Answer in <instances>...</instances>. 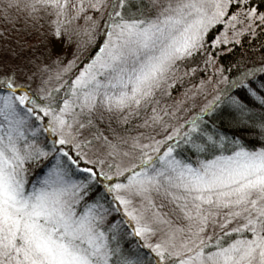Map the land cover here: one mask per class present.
Wrapping results in <instances>:
<instances>
[{"label": "snow or ice", "instance_id": "obj_1", "mask_svg": "<svg viewBox=\"0 0 264 264\" xmlns=\"http://www.w3.org/2000/svg\"><path fill=\"white\" fill-rule=\"evenodd\" d=\"M13 10L50 14L53 39L0 55V264H264V51L226 68L227 35L207 38L256 36L264 0H0Z\"/></svg>", "mask_w": 264, "mask_h": 264}, {"label": "trees", "instance_id": "obj_2", "mask_svg": "<svg viewBox=\"0 0 264 264\" xmlns=\"http://www.w3.org/2000/svg\"><path fill=\"white\" fill-rule=\"evenodd\" d=\"M237 10H238V6L235 4H232L230 5L227 15ZM21 13L23 14V12ZM43 13H44L43 16H42V12H39L36 14V18L38 17L39 19H33V20L31 19L30 21L26 22L23 20H18L17 19L18 17L15 14V12L12 11V16L15 17V20H12V22L7 23V24L3 23L5 21L3 20V17L0 16V18L2 19V21L0 20V32H4L11 36L13 35H20V36L23 35L24 36L25 35V36L31 37L32 35H35V36L40 37L42 43L43 42L46 43L47 41H50L53 39L50 36L51 25L49 23V21L52 19V16L45 11H43ZM24 15L26 14L24 13ZM38 15H41V18ZM240 18L244 19V24L247 23L246 18L244 17L243 11H240ZM225 21L227 20L225 19ZM234 24H235L236 31H238L240 27L242 28L244 26L237 21H234ZM256 24L259 25V21H256ZM7 26L11 28H8ZM13 28L18 30L17 31L18 34H14ZM225 30L226 29L224 28L223 23H217L214 27L210 29L209 33L207 34V38L209 39L215 38L221 32H226ZM256 33H257L256 36L253 37L247 32H240L238 36V39L240 40L239 44H236L234 43V41H231L227 45H223V44L219 45L217 49L219 53L217 65L223 64L227 68L230 62L238 61L242 56L244 57L249 56L252 53L253 49L256 50L255 59L259 61L260 53L264 51V49H262L261 47L262 45H264V25H259L256 29ZM221 38H224V36H221ZM14 41H17V39H15ZM24 41H25L24 39H21L18 42L19 43L18 46L21 51H25L24 48L28 46V44ZM74 42H77L76 37H73V42L71 45L72 49L75 46ZM37 43L38 41L35 40L34 44H37ZM69 46L70 45L63 44V42H57L56 50H61L63 47L65 48ZM226 49H230V51ZM26 56H28V53L26 54ZM208 71H209V74H211L212 70L209 69ZM204 77H205L204 68L203 66H201L200 69H198V72L194 76H185L182 82L177 81L176 85L174 86L172 90L171 96L166 98V104L173 105L177 99H183L182 93L185 90H188L189 95L192 92L196 91L195 85L198 84L200 82V79ZM196 99H197V103L202 101L199 97H197ZM194 110L195 109H193L192 111ZM190 114H191V110H190Z\"/></svg>", "mask_w": 264, "mask_h": 264}, {"label": "rangeland", "instance_id": "obj_3", "mask_svg": "<svg viewBox=\"0 0 264 264\" xmlns=\"http://www.w3.org/2000/svg\"><path fill=\"white\" fill-rule=\"evenodd\" d=\"M75 2H76V0H68V10H69V12L72 10V4L75 3ZM13 11L17 15V17H18L17 19L18 20H23V21H26V22L31 20V18H27L26 19V15H24V13L23 14L21 12L17 13L15 10H13ZM40 12H42V16H43L44 15L43 10L40 11ZM228 15H230V14H228ZM38 16L41 18V15H38ZM36 19H39V18L37 17ZM225 19L227 20V14H226ZM0 20L2 21L1 18H0ZM3 23L7 24L6 22H3ZM233 24H234V21L229 23L228 24V28L225 30L226 32H224L227 35V38H228L229 42L233 41V39H232L233 38ZM12 25H13V23H12ZM8 28H11V27H8ZM240 29H241V27L238 29V31H240ZM17 31L18 30L13 28L14 34H18ZM15 39H17V41H14ZM21 39H24L25 40L24 42H26L28 44V46H26V48H24L25 51H21L19 49V46H18L19 43L18 42ZM80 39L86 41L87 40V36H83ZM223 39L224 38H221V44L220 45L223 44L222 43ZM35 40L38 41L37 44H34ZM75 43L76 42H74V44ZM21 44H23V43H21ZM44 44L45 43L44 42L42 43L40 37L35 36V35H32L31 37L25 36V35L24 36L23 35L22 36H20V35L11 36V35H8V34H6L4 32H0V49H3L5 46H7V51L0 53V55H3L4 57H10L11 56V52L13 50H15L16 53H17V57L13 58V60H12L13 63H16L20 56H26L27 53H28V57H29V55L30 56L39 55L42 51H44ZM92 47H94V44L88 45V48H92ZM57 51L60 52L62 56L66 55L67 58H69V59L71 58V52H72L71 45L69 47H65V48L63 47L61 50H57ZM52 59H55V56H53ZM64 62L65 63L67 62L66 59L64 60ZM45 63H49L50 67L55 68V65L51 64V62L47 58L45 59ZM166 98H167L166 96H160L159 97L160 105H162V106L168 105V104H166ZM199 103H202V101H200ZM169 110H171V109H169ZM192 110L193 109H191V111ZM184 115L185 116L190 115V112L186 113ZM137 131H145V130L144 129H137Z\"/></svg>", "mask_w": 264, "mask_h": 264}]
</instances>
